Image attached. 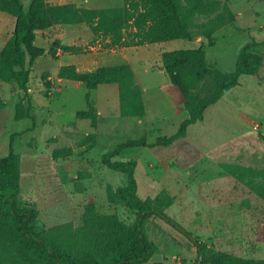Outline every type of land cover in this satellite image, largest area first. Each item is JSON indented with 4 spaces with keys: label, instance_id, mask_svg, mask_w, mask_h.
Here are the masks:
<instances>
[{
    "label": "rangeland",
    "instance_id": "obj_1",
    "mask_svg": "<svg viewBox=\"0 0 264 264\" xmlns=\"http://www.w3.org/2000/svg\"><path fill=\"white\" fill-rule=\"evenodd\" d=\"M203 1H214L216 10L196 16L192 40L111 49L103 46L104 41L92 43V34L83 24L55 25L39 34L36 43L47 52L55 41L81 50L68 53L58 48L56 58L47 53L35 61L28 91L33 119L15 118L23 92L0 81V155L7 152L12 139L22 175L19 198L38 209L45 231L59 236L64 227L75 229L93 222V214L116 216L126 223L134 220V214L114 200L115 190L126 184L125 175L103 167L101 156L127 140L145 137L153 143L159 136L168 137L186 117L180 91L163 70V51L203 43L207 65L227 78L236 69L241 48L252 40L264 41V0ZM28 2L22 0L24 5ZM45 2L101 8L121 6L123 0ZM215 19L225 23L214 33V46H209L203 31ZM13 28L14 18L0 11V49ZM259 48L264 54V44ZM67 54L80 71L129 65L143 96L145 115L121 117L118 87L99 85L89 92L96 118V127H92L90 118L77 115L79 111L93 114L86 105L87 89L57 78L58 61ZM44 72H48L49 84L42 80ZM88 134L94 138L84 141ZM55 150L70 153L54 159ZM170 151L162 159L147 147H132L117 160L136 159L138 196L153 199L167 193L173 203L165 213L207 247L264 259V199L221 166L235 163L264 169V56L259 71L242 75L239 84L211 105L201 122L189 126L185 138ZM144 228L159 254L172 255L175 264L194 263L195 247L179 230L155 215L146 220Z\"/></svg>",
    "mask_w": 264,
    "mask_h": 264
},
{
    "label": "trees",
    "instance_id": "obj_2",
    "mask_svg": "<svg viewBox=\"0 0 264 264\" xmlns=\"http://www.w3.org/2000/svg\"><path fill=\"white\" fill-rule=\"evenodd\" d=\"M215 5L214 1L203 0H123L117 7L85 8L71 3L48 5L45 0H29L27 5L22 0H0V11L14 18L13 31L0 49V81L13 84L23 92L15 118L33 119L29 112L31 97L28 91L35 61L47 53L56 58L58 48L68 53L81 50V47L55 41L47 52L36 43L38 31L55 25L83 24L92 34V43L104 41L103 46L111 49L192 40L196 16L213 13ZM214 21L203 31L209 46H214V33L225 23L222 19ZM261 44L264 41L252 40L245 44L239 52L235 71L227 78L207 65L203 43L195 48L162 52L163 70L170 84L180 91L186 117L168 137L159 136L153 143H147L145 137L127 140L101 156L103 167L126 177V184L115 190L114 200L134 214L131 223L116 216L93 214L90 216L95 218L93 222L75 229L64 227L59 236L45 231L39 224L38 209L19 198L21 168L19 155L10 139L7 152L0 155V264H142L158 253L144 228L151 215L166 221L190 239L196 250L193 264H264V259L216 252L207 247L165 213L164 210L173 203L167 193L153 199L142 200L138 196L136 159L117 160L122 151L132 147H147L166 159L164 156L171 152L176 142L185 138L189 126L201 122L206 110L236 87L242 75H254L259 71L264 56L259 48ZM47 76L48 72H44L42 80L49 84ZM57 78L77 82L87 89L86 105L93 114L79 111L77 115L90 118L92 127H96V118L89 92L99 85L118 87L121 117L142 118L146 113L142 93L127 64L88 71H80L72 64L62 65ZM85 138L84 141L93 139L94 134ZM69 153L70 150H55L52 155L54 159H60ZM221 166L234 180L250 184L252 192L264 199V169L235 163ZM99 226L103 229L98 230Z\"/></svg>",
    "mask_w": 264,
    "mask_h": 264
},
{
    "label": "water",
    "instance_id": "obj_3",
    "mask_svg": "<svg viewBox=\"0 0 264 264\" xmlns=\"http://www.w3.org/2000/svg\"><path fill=\"white\" fill-rule=\"evenodd\" d=\"M142 264H175L172 255L153 254L147 261Z\"/></svg>",
    "mask_w": 264,
    "mask_h": 264
},
{
    "label": "crops",
    "instance_id": "obj_4",
    "mask_svg": "<svg viewBox=\"0 0 264 264\" xmlns=\"http://www.w3.org/2000/svg\"><path fill=\"white\" fill-rule=\"evenodd\" d=\"M51 29V28H50ZM48 30V29H47ZM47 30H44V31H38L37 32V35H36V41H37V39H38V35L39 34H41L42 32H47ZM59 53H57L56 55H58ZM57 57V56H56ZM66 57V58H65ZM70 56L67 54L66 56H62V57H60V59H59V64H58V69H59V67L60 66H62V65H69V64H72V65H75V64H77L76 62H74V60L70 57ZM95 68H97V67H95ZM77 69H78V67H77ZM79 70V69H78Z\"/></svg>",
    "mask_w": 264,
    "mask_h": 264
}]
</instances>
